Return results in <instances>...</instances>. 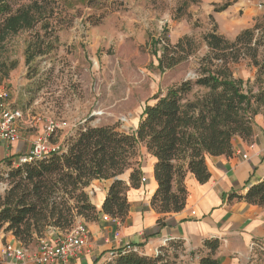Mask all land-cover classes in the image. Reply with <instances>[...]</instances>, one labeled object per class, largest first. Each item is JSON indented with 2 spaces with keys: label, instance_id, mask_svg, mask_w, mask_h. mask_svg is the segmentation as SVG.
Listing matches in <instances>:
<instances>
[{
  "label": "trees",
  "instance_id": "trees-1",
  "mask_svg": "<svg viewBox=\"0 0 264 264\" xmlns=\"http://www.w3.org/2000/svg\"><path fill=\"white\" fill-rule=\"evenodd\" d=\"M9 2L0 0V33L15 31L21 20L23 25H30L32 9L12 12ZM216 30L214 26L203 38L208 52L199 60L195 78L170 87L164 95L153 96L134 131L83 126L62 143L52 140L54 131L49 143L57 145V151L12 167L5 176L8 188L0 194V230L28 249L51 231L68 233L78 219L94 222L97 211L84 190L95 180L112 181L101 213L123 222L129 210L126 192L138 189L143 180L139 144L156 159L153 176L157 188L151 208L160 216L181 212L187 197V174L198 184H205L210 178L206 157H229L231 140L249 139L252 118L264 107V94L244 92L243 81L234 78L231 70V65L249 60L259 73L264 71V19L242 30L232 41L217 35ZM192 48L187 37L173 46L165 43L157 57L158 71L165 73L186 61ZM32 59L27 56L25 63ZM7 75L5 71L4 77ZM126 172L129 185L120 179ZM228 199L264 209V179L250 186L243 196L230 195ZM162 220L157 221L159 227ZM166 244L153 257L121 248L105 264H193L196 258V264H221L215 258L219 246L216 239L204 241L200 250L189 253L179 241Z\"/></svg>",
  "mask_w": 264,
  "mask_h": 264
},
{
  "label": "rangeland",
  "instance_id": "rangeland-1",
  "mask_svg": "<svg viewBox=\"0 0 264 264\" xmlns=\"http://www.w3.org/2000/svg\"><path fill=\"white\" fill-rule=\"evenodd\" d=\"M9 1L12 12L32 10L30 25L21 20L15 31L0 33V87L9 103L22 110L18 140L20 133L32 134L31 147L51 125L56 127L52 140L59 143L83 126L134 131L153 96L195 78L198 62L208 52L203 38L214 26L224 38L219 27L227 29L234 19L253 18L254 24L264 19V0ZM224 5L227 9L215 11ZM184 37L192 42V55L161 74L157 57L163 46ZM27 56L33 57L28 65ZM231 70L243 81L244 92L264 94V71L259 73L249 60ZM258 114L264 115L263 106ZM9 170L0 177V194L8 188ZM38 245L35 241L28 248ZM260 253L254 264H264Z\"/></svg>",
  "mask_w": 264,
  "mask_h": 264
},
{
  "label": "crops",
  "instance_id": "crops-1",
  "mask_svg": "<svg viewBox=\"0 0 264 264\" xmlns=\"http://www.w3.org/2000/svg\"><path fill=\"white\" fill-rule=\"evenodd\" d=\"M239 20L231 21L223 31L219 27L217 32L227 40H234L242 30L254 24L253 18L249 22ZM10 104L19 109V106H13V102ZM32 140V134L25 136L20 133L19 140L12 145L0 143V176L5 169L12 168L13 162L29 153ZM138 150L143 180L138 189L126 192L129 210L123 222L105 220L101 213L111 180L92 181L84 190L97 211V219L94 222L78 219L89 232V243L70 264H105L108 256H112L124 244H130L139 255L152 256L169 241L181 242L185 252L189 253L200 250L204 241L216 239L219 246L215 258L221 264H254L255 257L261 255L260 252L264 253V209L228 199L230 195L243 196L250 186L264 179L263 114L252 118L249 139L234 137L231 140L232 152L229 157H206L210 178L205 184H198L187 174L184 180L186 203L179 213L160 216L151 208L150 200L157 188L153 176L156 159L147 153L142 144H139ZM128 177L129 173L126 172L120 179L129 185ZM160 218L164 220L159 227L157 221ZM56 235L51 231L46 238ZM5 243L20 245L10 234L0 230V248ZM28 250L32 256L23 262L0 259V264H36L33 255L38 247ZM196 262L197 258L193 264Z\"/></svg>",
  "mask_w": 264,
  "mask_h": 264
},
{
  "label": "built area",
  "instance_id": "built-area-1",
  "mask_svg": "<svg viewBox=\"0 0 264 264\" xmlns=\"http://www.w3.org/2000/svg\"><path fill=\"white\" fill-rule=\"evenodd\" d=\"M9 97L6 90L0 87V143L7 146L12 145L18 140L17 124L23 120V112L20 109L13 108L9 103ZM56 127L51 125L49 128L38 135L32 144L29 153L13 162L12 167H17L25 162L38 160L43 156L57 151V145L49 143V137ZM1 186V183H0ZM194 215V213H191ZM105 220H110L104 216ZM89 243V232L85 225L77 222L74 227L65 234H59L51 239L39 240L37 252L33 255L36 264H70V261L78 255ZM124 251H134L130 244L122 246ZM32 256L31 252L19 246L3 244L0 248V259L4 261L23 262Z\"/></svg>",
  "mask_w": 264,
  "mask_h": 264
}]
</instances>
